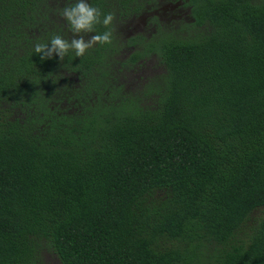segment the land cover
<instances>
[{
    "label": "trees",
    "instance_id": "trees-1",
    "mask_svg": "<svg viewBox=\"0 0 264 264\" xmlns=\"http://www.w3.org/2000/svg\"><path fill=\"white\" fill-rule=\"evenodd\" d=\"M153 1L88 0L113 21L74 33L76 0H0V264H264V0H184L122 60L115 19ZM151 55L161 83L128 90Z\"/></svg>",
    "mask_w": 264,
    "mask_h": 264
},
{
    "label": "rangeland",
    "instance_id": "rangeland-1",
    "mask_svg": "<svg viewBox=\"0 0 264 264\" xmlns=\"http://www.w3.org/2000/svg\"><path fill=\"white\" fill-rule=\"evenodd\" d=\"M172 7L174 8L172 9ZM164 8L165 10L163 11ZM157 21L159 25L163 26V29L183 28L185 30L186 26H183L184 23L193 21L191 7L187 2L177 3L175 0H156L153 3L147 4L146 8L140 11L139 14L127 13L125 16L116 18L115 33L117 32L119 39L123 43L119 53L122 54L119 56L122 60L128 61L130 51L134 48L131 45V37L137 34H143L147 37L158 34L159 27L155 24ZM119 68L122 71L120 73V81L124 82L130 91H138L147 89L148 86H156L158 83H161L163 73L165 72L164 65L156 55H151L149 58L145 57L135 64H121ZM154 88L153 93L156 92ZM150 101L156 103L158 100ZM46 260L48 264H63L58 256L56 257L51 253L46 254Z\"/></svg>",
    "mask_w": 264,
    "mask_h": 264
},
{
    "label": "clouds",
    "instance_id": "clouds-1",
    "mask_svg": "<svg viewBox=\"0 0 264 264\" xmlns=\"http://www.w3.org/2000/svg\"><path fill=\"white\" fill-rule=\"evenodd\" d=\"M62 16L70 25V29L74 33L94 32V27L97 24L109 26L113 21L112 14H102L97 7L92 6L88 0H76L75 3L66 5L61 12ZM93 42L110 43L111 32L104 31L91 36L89 41L83 37L73 38L70 42L64 39L61 35H53L46 42H37L34 45V52L40 59L48 60L54 56L63 59L69 51H74L76 57L84 55L86 50Z\"/></svg>",
    "mask_w": 264,
    "mask_h": 264
},
{
    "label": "flooded vegetation",
    "instance_id": "flooded-vegetation-1",
    "mask_svg": "<svg viewBox=\"0 0 264 264\" xmlns=\"http://www.w3.org/2000/svg\"><path fill=\"white\" fill-rule=\"evenodd\" d=\"M179 1V2H178ZM177 3H181V2H185V1H183V0H177L176 1ZM176 4V3H175ZM176 5H178V4H176ZM174 7H172V9H173ZM149 9V8H148ZM165 10V8L163 9V11ZM156 14H157V12H155ZM139 14V13H138ZM158 15V14H157ZM157 17V16H156ZM158 18V17H157ZM156 25H158L159 24V22L157 21L156 23H155Z\"/></svg>",
    "mask_w": 264,
    "mask_h": 264
}]
</instances>
